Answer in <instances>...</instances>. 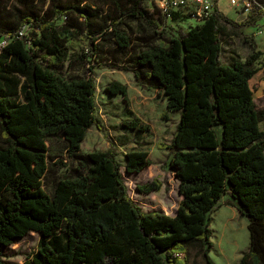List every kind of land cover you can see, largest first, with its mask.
<instances>
[{"label":"trees","instance_id":"1","mask_svg":"<svg viewBox=\"0 0 264 264\" xmlns=\"http://www.w3.org/2000/svg\"><path fill=\"white\" fill-rule=\"evenodd\" d=\"M255 1L261 7L253 3L241 23L215 6L205 20L173 30L167 22L184 14L168 20L146 0H0V264H17L3 249L29 232L39 239L21 264H187L190 249L214 264L211 213L226 194L248 223L234 229L231 209L216 217L225 264H235L248 235L238 264H264V107L249 85L261 53L221 58L222 22L251 25L264 11ZM80 38L83 51H70ZM99 60L163 96L162 119L179 114L170 142L158 144L169 151L181 196L172 215L144 211L129 194L122 168L140 172L151 163L148 150L127 151L123 162L113 144L81 152L91 127L104 130ZM104 90L127 101L125 84ZM122 125L149 129L136 117ZM162 185L153 179L136 190Z\"/></svg>","mask_w":264,"mask_h":264},{"label":"rangeland","instance_id":"2","mask_svg":"<svg viewBox=\"0 0 264 264\" xmlns=\"http://www.w3.org/2000/svg\"><path fill=\"white\" fill-rule=\"evenodd\" d=\"M218 2L220 12L226 17L237 23H241L245 19L246 14L238 7H231L228 0H218ZM259 2L264 4V0ZM146 6L153 9V1L146 0ZM186 15H182V18H178L173 24H170L169 21L167 24L172 26L173 30H187L197 24L193 20L186 19ZM221 25L223 29L221 38L223 41L221 56L223 62H227L231 53L240 56V58H244L252 50L261 53L255 64L257 72L249 81V85L252 89L256 106L259 108L264 107V12L258 15L251 25L236 27L226 22H222ZM132 26L136 27L135 23H132ZM167 31H170V29L167 28ZM1 45L2 40H0ZM68 47L70 51L81 53L86 47V42L82 38L71 40L68 43ZM98 63H100V60L95 62L93 72L96 81L97 115L104 126V130L101 132L94 126L91 127L81 143V152L101 151L113 144L118 150L119 160L123 162V154L127 151L134 149L148 150L151 163L140 172L128 174L122 168L129 194L144 211L159 210L165 214L172 215L181 196L178 193V181L168 167L169 151L159 149L158 144H168L170 142L175 132L179 114L168 113L169 118L162 119L161 114L166 107L163 96L155 90L142 89L135 83L132 73L103 68L102 65H97ZM89 66L92 67V64L89 63L86 67ZM111 81H117L127 86L126 102L122 100L120 95L108 96L105 92L106 84ZM132 117L138 118L149 129L145 132H136L123 127L122 122L130 120ZM260 126L264 129V121H262ZM215 130L219 137L221 127L215 126ZM153 179L163 182L159 191L144 194L136 190V185L145 184ZM231 200L228 194L223 195V198L211 213L210 228L213 231L211 238L213 245L210 257L214 264H225V260L216 245L221 229L220 221L216 220V217L218 219V216H220L223 204H227ZM233 208L235 209V207ZM232 211L238 217L233 228L239 227L238 223L247 226V217L240 214L236 209ZM246 232L248 235V230ZM228 234H234V230H228ZM38 239L39 234L37 232H29L24 237L15 240L10 246L3 249L6 260L21 264L35 251ZM248 244L249 235L247 236L245 248L236 255L235 264H238L242 253L247 250ZM189 256L187 264H203L195 249L189 250Z\"/></svg>","mask_w":264,"mask_h":264},{"label":"built area","instance_id":"3","mask_svg":"<svg viewBox=\"0 0 264 264\" xmlns=\"http://www.w3.org/2000/svg\"><path fill=\"white\" fill-rule=\"evenodd\" d=\"M153 5L157 7L161 15L171 20L175 14H184L188 20L201 22L210 16L215 6L218 7V0H152ZM231 7H238L245 14L251 9L253 3L258 4L255 0H228ZM219 9V7H218ZM264 12V11H263ZM5 40H2V45Z\"/></svg>","mask_w":264,"mask_h":264},{"label":"crops","instance_id":"4","mask_svg":"<svg viewBox=\"0 0 264 264\" xmlns=\"http://www.w3.org/2000/svg\"><path fill=\"white\" fill-rule=\"evenodd\" d=\"M126 72H129V71H126ZM130 73H131V72H130ZM133 77H134V76H133ZM251 79H252V78H251ZM251 79H250V80H251ZM134 80H135V78H134ZM135 83H136V81H135ZM155 91H156V90H155ZM156 92H157V91H156ZM108 96H109V95H108ZM165 102H166V101H165ZM222 198H223V197H222ZM222 198H221V199H222ZM222 209H231V210H234V211H235L236 208L234 209L233 206L224 203ZM236 210H237V209H236ZM236 213H237V212H236Z\"/></svg>","mask_w":264,"mask_h":264}]
</instances>
